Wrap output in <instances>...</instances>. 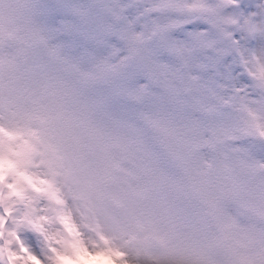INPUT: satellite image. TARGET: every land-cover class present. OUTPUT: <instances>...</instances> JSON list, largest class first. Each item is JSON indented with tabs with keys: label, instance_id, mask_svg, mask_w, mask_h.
<instances>
[{
	"label": "snow or ice",
	"instance_id": "1",
	"mask_svg": "<svg viewBox=\"0 0 264 264\" xmlns=\"http://www.w3.org/2000/svg\"><path fill=\"white\" fill-rule=\"evenodd\" d=\"M245 173L264 0H0V264H264Z\"/></svg>",
	"mask_w": 264,
	"mask_h": 264
},
{
	"label": "rangeland",
	"instance_id": "2",
	"mask_svg": "<svg viewBox=\"0 0 264 264\" xmlns=\"http://www.w3.org/2000/svg\"><path fill=\"white\" fill-rule=\"evenodd\" d=\"M4 74L7 75V67L5 66ZM247 177L240 188L241 197L245 205V211L247 215L241 216L243 223L248 224L251 222V218L256 216L259 208L264 204V187L261 186V181L259 179V173L248 174L245 173ZM42 192L41 195L45 196L49 201L54 204H58L61 208L63 207V201L58 200L59 189L55 188L51 183L44 184L41 182ZM23 203L22 200H17L15 202L9 201L5 203L4 199H0V206L8 207L11 211V215L7 217L9 220V227L3 228V222L0 221V228L3 229V234L6 239L11 238L12 234L16 231L21 230L30 222V217L27 215L19 214V204ZM255 209V211H253ZM48 227L51 228L52 225L49 222Z\"/></svg>",
	"mask_w": 264,
	"mask_h": 264
}]
</instances>
